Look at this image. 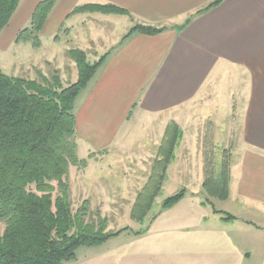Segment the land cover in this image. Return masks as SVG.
I'll return each mask as SVG.
<instances>
[{"label": "crops", "instance_id": "1", "mask_svg": "<svg viewBox=\"0 0 264 264\" xmlns=\"http://www.w3.org/2000/svg\"><path fill=\"white\" fill-rule=\"evenodd\" d=\"M39 1L20 0L0 32V52L11 66L20 51L18 63L26 67L32 60L53 61L57 54L65 55L73 38L75 48L86 49L96 39L95 26H88L80 43L68 23L75 6L111 3L128 11L117 14L126 21L116 18L127 30L105 32L111 38L109 53L75 99L78 158L114 150L139 160L148 155L145 128H154L165 115L155 160L162 159L158 149L162 146L166 153L175 130L180 136L154 200L162 197L166 173L177 174L172 180L186 189L181 199L158 207L135 230L130 226L101 245L81 246L75 260L62 264H264V0H222L201 13L197 11L212 0H58L40 31L41 46L15 43ZM135 24L165 28L155 34L132 32L121 42ZM60 28L65 36L55 39ZM55 69L63 83L60 65ZM200 101L211 102L213 113L240 109L237 141L230 151L229 195L211 199L213 206L201 203L202 152L197 134L186 133L192 121L194 126L198 122L185 110ZM156 161L151 172L160 171ZM132 182L126 180V187ZM95 202L90 200L91 207ZM233 203L238 208L232 213ZM110 212L117 217L124 213L109 210L102 217L109 218Z\"/></svg>", "mask_w": 264, "mask_h": 264}, {"label": "trees", "instance_id": "2", "mask_svg": "<svg viewBox=\"0 0 264 264\" xmlns=\"http://www.w3.org/2000/svg\"><path fill=\"white\" fill-rule=\"evenodd\" d=\"M20 0H0V32L8 25ZM58 0H40L29 17L27 26L14 37L15 43L28 42L41 46L40 31ZM222 0H212L197 13L204 12ZM128 14L111 3H88L75 6L77 12ZM189 19L186 21L188 22ZM165 27L135 24L121 38L132 32L155 34ZM60 28L55 39H58ZM109 51L90 62L79 48H69L75 62V81L63 84L59 70L49 76L39 72L37 78L5 73L0 68V264H62L76 259L81 246H98L110 237L130 230L124 226L106 229V218L94 215L84 199L75 208L71 205L69 169L85 167V158H78L74 102L92 79ZM179 133L175 130L162 155L160 171H153L133 203L131 217L141 221L149 212L158 194L165 168L173 158ZM156 181V185L152 182ZM144 191V193H143ZM186 192L181 188L166 197L161 209L173 205ZM143 193V194H142ZM201 203L213 206L211 199L224 200L229 195V164L224 161L204 176ZM140 199V200H139ZM215 212L221 210L213 209ZM225 219L231 218L226 215ZM144 228L133 231L140 234Z\"/></svg>", "mask_w": 264, "mask_h": 264}, {"label": "rangeland", "instance_id": "3", "mask_svg": "<svg viewBox=\"0 0 264 264\" xmlns=\"http://www.w3.org/2000/svg\"><path fill=\"white\" fill-rule=\"evenodd\" d=\"M116 18L126 21V18L115 13L86 11L70 15L68 23H71V25L73 24L71 32L74 36H77L80 43L83 42V36L87 34L86 30L88 26L90 24L95 26L93 29V35L96 39H92L93 42L87 45L86 49H81L86 53L88 61L93 62L94 60H97L107 51L111 38L106 36L105 32H109V30L125 32V30H127L123 27L124 25L117 21ZM59 32L61 36L65 33V31L62 30ZM61 39L66 41L65 37ZM67 42L68 43L65 45L67 48H75L76 45H74L73 42L76 41H74V38L73 41L68 40ZM67 50L68 49H66L64 56H62L61 53L57 54L56 59L53 61H43L44 63H42L41 61L32 60L31 64H27V67L25 64L20 65L18 63L21 51L14 57L17 58L14 62V66H11L12 64L10 63V60L4 58L2 52H0V68L7 74L37 78L39 72L36 67H40L44 74L49 76L53 69H55V65L58 64L62 69V76L64 75L62 77V79L64 78L63 83L68 84L76 80L78 69L75 62L68 56ZM7 55L8 54L5 56ZM25 56L26 55L23 57ZM63 62L66 72H64V67L62 65ZM33 63H36V65L34 66ZM239 111L240 109H237L235 106L229 112L223 108H219L215 111L216 113H213L211 102L209 104V102L203 103V101L196 102L185 110V116H189L198 122L194 126L192 121L190 128L186 129V133L197 134L196 141H198L197 146L202 152L204 176L207 172L214 171L215 168L217 170V167H219L224 161L228 162L230 165V151L237 141L238 129H236L237 125H235V119ZM161 117H163V119L158 122L156 121L154 123V128H145L146 132L144 133V136L146 139L143 144L148 150V155L145 157H142L139 160H133L132 156H129L128 154L124 155L115 153L114 150H104L103 152L98 153L97 157H95V155H89V157L86 158L87 164L85 167H70L68 180L70 200L73 208L86 199L93 215L95 212H98L102 217L103 214H106V211L122 209V212L124 213L119 214L118 217L111 212V214L109 213L111 216L106 218V229L113 231L124 226L129 228L130 226H133V229L135 230L138 225H142V223L146 222L151 214L156 213L157 208H160L161 202L166 197L180 190L181 187H178L180 181H178V179L172 180L177 174L168 176L166 173L164 187L161 191L162 197H158L153 201L149 212L141 221L131 217L132 203L137 201V196L140 198V195L138 194L141 192V187L144 185V182L148 181L152 173L151 169L154 166L157 157L156 150L160 143V134L164 130L165 118L167 116L161 115ZM82 153L81 150L80 154ZM78 156L82 155L78 154ZM126 180L133 182L126 187ZM99 184L103 185V187ZM104 184L106 186H104ZM122 192L124 194H122ZM90 200L97 202H95L96 204H93L94 207H91ZM237 208L238 205L233 203L231 204V209L228 210L233 213L236 212ZM125 210L127 212H125ZM2 228L3 225L0 223V230H2Z\"/></svg>", "mask_w": 264, "mask_h": 264}]
</instances>
